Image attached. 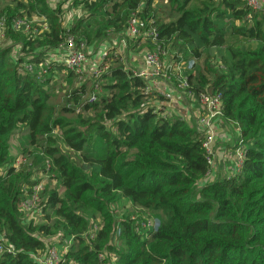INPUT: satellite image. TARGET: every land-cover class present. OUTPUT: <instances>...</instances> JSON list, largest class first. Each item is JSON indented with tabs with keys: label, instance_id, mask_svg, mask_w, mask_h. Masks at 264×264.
Here are the masks:
<instances>
[{
	"label": "trees",
	"instance_id": "obj_1",
	"mask_svg": "<svg viewBox=\"0 0 264 264\" xmlns=\"http://www.w3.org/2000/svg\"><path fill=\"white\" fill-rule=\"evenodd\" d=\"M167 1L170 11L158 19L151 0H74L87 16L65 28L61 6L51 8L49 0H0L9 41L0 48V245L13 249L0 253V264H36L30 254L55 236L62 250L72 241L63 264H264V9L251 11L242 0ZM31 14L47 28L34 34L13 28L12 20ZM132 15L152 23L163 50L191 46V55L204 58V72L188 83L195 95L222 94L224 116L248 146L238 172L199 184L208 167L196 129L161 115L144 80L118 63L96 80L104 91L97 102H83L81 86L71 94L72 107L49 104L45 88L56 63L44 66V81L32 67L49 53L60 58L57 49L69 37L94 46L123 35ZM19 127L42 156L32 153V167L15 170L8 142ZM64 148L90 169L70 161ZM46 157L62 193L44 186L41 214L28 222L18 205L42 182L33 167ZM125 205L116 217L113 206ZM135 210L156 216V229L140 231L145 220ZM89 214L100 217L101 229L88 241Z\"/></svg>",
	"mask_w": 264,
	"mask_h": 264
},
{
	"label": "rangeland",
	"instance_id": "obj_2",
	"mask_svg": "<svg viewBox=\"0 0 264 264\" xmlns=\"http://www.w3.org/2000/svg\"><path fill=\"white\" fill-rule=\"evenodd\" d=\"M74 0H49V5L51 8H56L58 5L61 6V10L64 12L63 15V26L65 28H69L72 26L77 19H84V17L87 16L86 13H83L81 10V7L73 6ZM81 1V0H78ZM5 4V3H3ZM151 6L155 10L158 11V19H160L162 16H166L167 12L170 11V7L167 0H151ZM86 14V15H85ZM23 22L22 28H20L19 31L23 33H28L30 31H37L41 32L43 29L47 28V22L44 18L39 17L36 14L31 15H23V17L16 18ZM86 20V19H85ZM167 20V19H166ZM145 21H151L154 22V20H145ZM91 22L92 26L94 27L96 23L94 20L87 21ZM150 25L151 23L148 22ZM86 24V23H85ZM26 26H28L27 30ZM155 28V27H154ZM75 41V40H74ZM76 43V42H75ZM82 44L84 47V53H85V62L80 67L78 71H70L68 72L64 68L60 67L62 64V59L55 57L53 54H48L45 60V63L43 65L32 67V71L37 73L39 76H42L43 81L45 80V72L46 69H44V66L55 64L56 63V69L54 70L53 77L50 79V82L48 86H46V90L50 96L49 98V104L51 106H55L57 108V111L62 106H73L71 101V94L73 91H76L81 88V86L85 87L87 90V93L82 97V101L86 102L88 99L92 97H96V102L98 101L99 96L104 94V91L100 88V86L96 83V80H98L99 76H101L107 69L111 67H115L118 64L122 65L124 69L134 71L135 68H139L138 65L140 62H143L144 55L146 52L150 51V49L153 48L152 42L145 38V36L141 33L138 37H128L124 35H110L107 40H105L100 45H87L86 43H77ZM9 45V41L6 40V37L4 36V28L0 29V48H4ZM120 46L119 53H114L116 51V47ZM196 46V43L193 45ZM90 47V48H89ZM199 49L201 47L198 45ZM164 64L166 67H169V70L167 71V74L163 72V75L161 76L165 78V81L159 80L160 82L164 83L168 86L166 83L167 78L170 77L174 85L177 86L179 79L177 76V73H180L183 77L187 78L191 75H195L197 73L204 72V64H203V57L200 59H197L190 53V48H186L183 45L178 44L176 47H171L169 45L164 46ZM105 51L113 52L112 57H110L107 64L102 67L103 65V59H102V53ZM115 56V57H114ZM117 61V62H116ZM219 61V60H218ZM171 81V80H169ZM103 83V81L101 82ZM82 87V88H83ZM171 90H173L170 86H168ZM207 94H211L208 92H204ZM190 100V98H188ZM153 100H151L152 102ZM160 102L159 100H154L153 103ZM190 104H193L198 108V104L194 101H190ZM177 104V103H176ZM182 107H185V109L181 108H175L179 109V111H175V109L168 110L165 109V112H161V115L167 116L168 118H180L184 119L189 126L192 128H195L197 133L198 132V118L191 117L190 115V108L187 106L185 101H182ZM82 108H77L78 112L83 113L81 110ZM191 109H193L191 107ZM182 114H187L186 117L181 116ZM220 132L222 133L223 130L227 133L234 134V129L231 126L230 123L226 120L222 124L219 125ZM52 137L54 138L56 142V146L60 148L62 146V138L60 131L58 129H55L52 133ZM201 137V135H200ZM9 154L11 158L14 160V168L15 170H19L22 166L23 167H32V162L35 160L34 154L38 155L39 158L42 156V151L38 149H34L30 146L28 136L26 134V129L23 127H19L10 137L9 139ZM234 145V142H231L228 144V147L232 148L231 146ZM221 146V145H220ZM248 146H243L244 149H246ZM64 155H66L70 161H72L74 164L78 165L80 163L79 156L68 149H61ZM230 149L226 148V153L223 152L222 156H225V159L222 160V156H219L220 161H218L219 166V173L217 172V177L224 178L229 177L231 174L230 168L231 164L234 166V156L232 153H230ZM30 152V153H29ZM220 152V151H219ZM29 153V154H28ZM30 155L32 157H30ZM40 164V165H39ZM46 166L45 169L47 172H40L38 170L41 169V165ZM221 166V168H220ZM85 172H87L90 169V166L87 164L80 163V166ZM217 167V166H216ZM35 171L34 177L36 179H40V181L43 182V186L48 185L49 189H57L58 193H62V189L59 186L58 181L54 178L53 173L49 171V169L53 168L52 159L46 157L44 159V162L41 163V161L37 162L36 165L33 167ZM49 168V169H48ZM128 206L125 205L124 208H112V212L116 214V217H121L124 212H126V209ZM135 216L144 219L146 222L149 221L151 224L152 229H156L158 225V218L154 216L153 214L149 212H144L140 210L134 211ZM27 213L22 214L23 218L27 217ZM89 223L91 226L95 224L94 226H100L101 223L100 217H97L95 220L91 218V214L87 216ZM53 220V218H52ZM27 224V223H25ZM56 238V236H55ZM54 237L51 239H43L45 243L49 246H55L58 247V244L54 243L56 241H53L55 239ZM43 241V242H44ZM72 241H67L66 243L62 244L66 247L71 246Z\"/></svg>",
	"mask_w": 264,
	"mask_h": 264
},
{
	"label": "built area",
	"instance_id": "obj_3",
	"mask_svg": "<svg viewBox=\"0 0 264 264\" xmlns=\"http://www.w3.org/2000/svg\"><path fill=\"white\" fill-rule=\"evenodd\" d=\"M242 1L251 11H259L264 9V0ZM4 24V20L0 19V29L4 28ZM12 25L15 30H20V28H22L23 22L18 19H14L12 20ZM151 25L148 22H144L140 18H136L134 15H132L127 23L126 31L123 34L124 36L128 37H138L142 33L145 38L149 39L153 44V48L144 55L143 67L135 68L134 71H131L133 76L144 80L145 88L143 91L145 94L151 96L150 100L154 101L157 98L156 96H162L164 98V100H159L160 102H151L158 110L165 112V109H167L168 105L171 103V100L182 102L190 98V101H194L198 104V108H193L191 105H189L190 115L192 118H198V132L202 138L201 147L204 151L205 160L208 167L206 178L199 184H206L215 180L219 170L218 161L221 160L219 159V156H222L223 152L226 153V148L231 150L230 153H232L235 159L234 166L231 164L230 175L238 172L245 158V149L240 144L241 137L239 136V127L235 124V122L226 119L224 116L222 94H207L202 92L198 95H195L191 91L188 79L183 77L180 73H177L179 79L177 86L174 85L175 81L173 82L170 77H166V83L173 90L168 88V86L164 83L160 82L159 80L165 81V78L161 76H164L163 72L167 74L169 67H166L164 64V50L161 46L156 44L157 32L156 29ZM26 28L27 30H30L28 29V26H26ZM30 32L33 34L35 33V31ZM115 49L117 52L114 53H119L121 48L118 46ZM57 52L62 59V64L65 67V70L67 71H78L85 62L86 56L84 53V47L82 44L75 43L74 38L72 37L67 38L66 41L59 46ZM113 55L116 54L105 51L102 53V59L104 61ZM88 102H96V97L88 99ZM179 105H181V103ZM191 107L193 109H191ZM180 108L183 110L185 109V107L182 106ZM226 120L233 127L234 134L227 133L224 130L222 133L220 132L219 125ZM231 142H234V145L231 146L232 148L228 147V144ZM223 159H225V156H222V160ZM43 188V182H40L38 185L33 187L31 194L22 200L18 205V209L21 214L27 213V217L25 218L28 222L31 220L36 221L41 214V210H39V203ZM94 225L95 224L91 226L87 235H85L88 241L94 238L96 232L101 229V223L99 224L100 226ZM140 228V231L142 228L146 230L152 229L149 221H144ZM58 239L59 238H55L53 241L58 242ZM0 242L5 244L4 237L1 235ZM67 248L68 247L62 250L59 246H50V248L48 246L43 252H35L30 254V257L36 264H63L65 261L64 255L66 254ZM11 251H13L12 248L9 247L5 250L3 246L0 245V253Z\"/></svg>",
	"mask_w": 264,
	"mask_h": 264
},
{
	"label": "crops",
	"instance_id": "obj_4",
	"mask_svg": "<svg viewBox=\"0 0 264 264\" xmlns=\"http://www.w3.org/2000/svg\"><path fill=\"white\" fill-rule=\"evenodd\" d=\"M138 67L139 68H142L143 67V62H140L139 63V65H138ZM185 101V100H184ZM190 102V100L189 99H186V101H185V103L187 104V106L189 107V105H191L193 108H196V106L195 105H193V104H190L189 103ZM177 103V104H176ZM181 103V105H179ZM182 106V102H180V101H177V100H171V103L168 105V107H167V109L169 110H171V108L172 109H175V108H180ZM175 111H179V109H175ZM181 116H183V117H186L187 116V114H182ZM220 168H221V166H220ZM220 171V170H219ZM220 174V173H219Z\"/></svg>",
	"mask_w": 264,
	"mask_h": 264
}]
</instances>
